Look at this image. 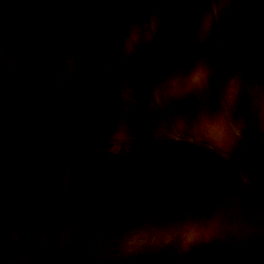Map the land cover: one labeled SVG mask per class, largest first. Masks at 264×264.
Segmentation results:
<instances>
[{"label":"rangeland","instance_id":"1","mask_svg":"<svg viewBox=\"0 0 264 264\" xmlns=\"http://www.w3.org/2000/svg\"><path fill=\"white\" fill-rule=\"evenodd\" d=\"M0 122V264H264V0H0Z\"/></svg>","mask_w":264,"mask_h":264},{"label":"trees","instance_id":"2","mask_svg":"<svg viewBox=\"0 0 264 264\" xmlns=\"http://www.w3.org/2000/svg\"><path fill=\"white\" fill-rule=\"evenodd\" d=\"M8 133H9V134L7 135V137L11 134L10 131H8ZM4 138H5V137H4Z\"/></svg>","mask_w":264,"mask_h":264},{"label":"snow or ice","instance_id":"3","mask_svg":"<svg viewBox=\"0 0 264 264\" xmlns=\"http://www.w3.org/2000/svg\"><path fill=\"white\" fill-rule=\"evenodd\" d=\"M223 101L221 100V103H222ZM214 103V102H213Z\"/></svg>","mask_w":264,"mask_h":264}]
</instances>
